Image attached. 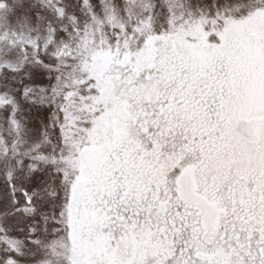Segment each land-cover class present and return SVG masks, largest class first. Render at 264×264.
Listing matches in <instances>:
<instances>
[{
  "label": "snow or ice",
  "instance_id": "6c2138e0",
  "mask_svg": "<svg viewBox=\"0 0 264 264\" xmlns=\"http://www.w3.org/2000/svg\"><path fill=\"white\" fill-rule=\"evenodd\" d=\"M0 264H264V0H0Z\"/></svg>",
  "mask_w": 264,
  "mask_h": 264
}]
</instances>
